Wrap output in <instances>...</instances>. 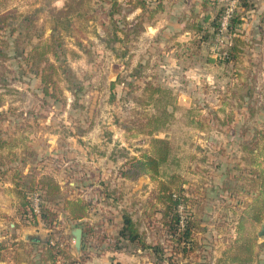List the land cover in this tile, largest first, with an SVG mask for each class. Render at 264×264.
Returning a JSON list of instances; mask_svg holds the SVG:
<instances>
[{"label":"rangeland","instance_id":"rangeland-1","mask_svg":"<svg viewBox=\"0 0 264 264\" xmlns=\"http://www.w3.org/2000/svg\"><path fill=\"white\" fill-rule=\"evenodd\" d=\"M218 1L170 16L168 0H0V181L29 197L19 225L77 264L71 230L91 226L139 264H264V3L221 32ZM149 84L176 95L164 126ZM165 192L181 196L168 218ZM177 208L190 240L165 225ZM125 211L156 251L120 237Z\"/></svg>","mask_w":264,"mask_h":264},{"label":"crops","instance_id":"crops-1","mask_svg":"<svg viewBox=\"0 0 264 264\" xmlns=\"http://www.w3.org/2000/svg\"><path fill=\"white\" fill-rule=\"evenodd\" d=\"M193 1L194 0H168V15L171 16L172 13L189 12V7L195 5L192 3ZM248 1L250 5H252V8L246 10L248 14L255 12L257 7L259 8L261 4L264 3L263 0ZM218 2H220V5H223L226 3V0H219ZM206 3H209V0H196L197 10L202 11ZM171 7H173L172 11H170ZM253 7H256V9ZM211 14L212 13H208L206 15L207 18H210ZM212 16L213 15H211V17ZM243 17H246L245 13ZM16 201L17 199L13 195L12 189L8 188L7 179L4 178L0 181V264H65L66 261L70 262L75 260V258L69 259L62 256H59L57 259H52L44 253L46 252L45 246H48L50 242H54L50 236V232H48L49 229L41 225L40 227L30 230L26 226L19 225V204L18 202L16 204ZM34 236H40L42 238L48 236V240L46 242H41L28 239L34 238ZM123 255L122 251H108L105 254L89 253L88 251V264H139L135 261L136 258L130 261V258L124 257ZM73 264H77V261L75 260ZM147 264L152 263L149 261Z\"/></svg>","mask_w":264,"mask_h":264},{"label":"trees","instance_id":"trees-1","mask_svg":"<svg viewBox=\"0 0 264 264\" xmlns=\"http://www.w3.org/2000/svg\"><path fill=\"white\" fill-rule=\"evenodd\" d=\"M141 4L142 6H144L145 4L144 1L141 2ZM159 6H162V5L159 3L158 8ZM250 7L251 5L249 4L248 0H240L241 13L250 9ZM242 17H243V13L241 15V18ZM1 19L2 21H4L3 19H5V16L1 17L0 20ZM232 23H234V21H232ZM42 81L44 82L47 81L46 75H43ZM148 89L151 92L150 98L154 102H156L158 105L163 106V109H164L163 113L166 118L162 122V125L160 126H164L167 120H169L170 118L174 116V112L170 111L168 108L172 106L173 109L175 110L176 95L171 89L169 88L166 89L162 86L154 87L153 85L149 84ZM48 90L49 89L45 87L44 91H46V93L49 92ZM157 92H159L158 94V96H160L159 98L155 97V93ZM160 126H158L157 128H160ZM152 148H153L152 151H153L155 160H158L160 162L167 160L168 151H169V142L167 139L154 137L152 139ZM15 197L18 200L19 211H20L21 208L27 204L26 198H29V197H26V194L21 189L20 190L17 189V191L15 192ZM162 198L167 204L166 205L167 210L165 212V216L166 218H168V208L179 206L181 202V196L179 195L174 196L172 193L169 194L168 196V192H165V196H162ZM181 223H182V216L178 208L174 211L173 215H171V221L169 223H168V219H165V225L170 226L171 233L177 234L179 235V237L181 236L183 232ZM82 229H83V243H82V251H81L82 255L86 253V256H87L88 251L89 253L94 252L98 254H105L108 251H117V252L122 251V248L117 246V244L120 242V238L116 239L110 236L107 237L106 235L96 234V231L94 232L95 228L92 226L82 227ZM119 235L122 239L130 243L138 245L140 247V250H147V249L154 250L158 248L156 245H151V244L146 243V240L143 237L142 232L139 229L138 223L133 219V216L129 211H125L122 214V228L119 232ZM183 235H184L183 237L190 240L191 228L189 226L185 229V231L183 232ZM179 237L178 239H180ZM45 249H46V252L44 253H46L52 259H57L59 258V256L72 259V257H70V253L66 249L65 250L61 249V243H59L58 241L50 242L48 246H45ZM249 259L250 257L244 256V258L240 259L238 262L239 264H248L247 261ZM73 263H75V260L70 261V262H67V261L65 262V264H73Z\"/></svg>","mask_w":264,"mask_h":264},{"label":"built area","instance_id":"built-area-1","mask_svg":"<svg viewBox=\"0 0 264 264\" xmlns=\"http://www.w3.org/2000/svg\"><path fill=\"white\" fill-rule=\"evenodd\" d=\"M227 2L228 3H226L224 12L219 21L221 32L227 31L229 29L232 22V18L235 15L236 10H238L240 7V0H227ZM33 199H34L33 210L36 213H40L41 199L39 195L36 194Z\"/></svg>","mask_w":264,"mask_h":264},{"label":"water","instance_id":"water-1","mask_svg":"<svg viewBox=\"0 0 264 264\" xmlns=\"http://www.w3.org/2000/svg\"><path fill=\"white\" fill-rule=\"evenodd\" d=\"M71 235L74 239V248H75L76 252L80 253L82 250V243H83V229H82V227H76V228L72 229ZM28 239L46 242L48 240V236H46V238H42L40 236H34V238H28Z\"/></svg>","mask_w":264,"mask_h":264}]
</instances>
